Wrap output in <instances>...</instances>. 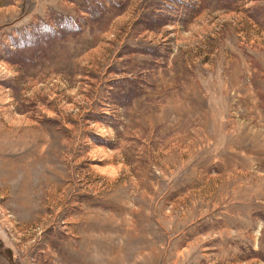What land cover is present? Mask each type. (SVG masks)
I'll return each mask as SVG.
<instances>
[{"label": "rangeland", "instance_id": "374dc122", "mask_svg": "<svg viewBox=\"0 0 264 264\" xmlns=\"http://www.w3.org/2000/svg\"><path fill=\"white\" fill-rule=\"evenodd\" d=\"M0 264H264V0H0Z\"/></svg>", "mask_w": 264, "mask_h": 264}]
</instances>
